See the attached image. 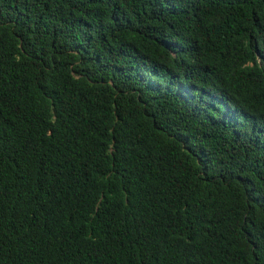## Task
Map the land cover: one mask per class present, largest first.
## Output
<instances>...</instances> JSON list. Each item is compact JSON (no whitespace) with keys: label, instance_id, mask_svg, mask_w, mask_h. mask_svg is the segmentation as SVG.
Instances as JSON below:
<instances>
[{"label":"trees","instance_id":"16d2710c","mask_svg":"<svg viewBox=\"0 0 264 264\" xmlns=\"http://www.w3.org/2000/svg\"><path fill=\"white\" fill-rule=\"evenodd\" d=\"M0 264H264V0H0Z\"/></svg>","mask_w":264,"mask_h":264}]
</instances>
